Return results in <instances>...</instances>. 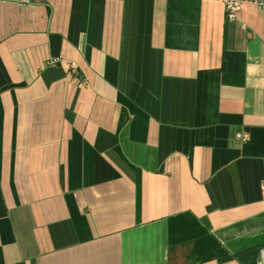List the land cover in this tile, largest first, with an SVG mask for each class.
Wrapping results in <instances>:
<instances>
[{
  "label": "crops",
  "instance_id": "obj_1",
  "mask_svg": "<svg viewBox=\"0 0 264 264\" xmlns=\"http://www.w3.org/2000/svg\"><path fill=\"white\" fill-rule=\"evenodd\" d=\"M263 185V6L0 0V264H262Z\"/></svg>",
  "mask_w": 264,
  "mask_h": 264
},
{
  "label": "built area",
  "instance_id": "obj_2",
  "mask_svg": "<svg viewBox=\"0 0 264 264\" xmlns=\"http://www.w3.org/2000/svg\"><path fill=\"white\" fill-rule=\"evenodd\" d=\"M224 1V4H225V8H226V15H227V18L228 19H235L238 15V12L241 8V5L243 2H254L256 4H259L261 6L264 7V0H223ZM56 60H51L49 61L50 64H55ZM68 68L71 72V74L75 77L78 76V69H77V66L76 64L72 63V62H69L68 63ZM242 137L244 139L247 138V134H243ZM263 188H264V185H263ZM261 262L262 264H264V250L262 251V254H261Z\"/></svg>",
  "mask_w": 264,
  "mask_h": 264
}]
</instances>
